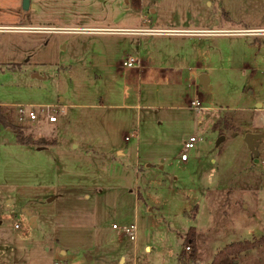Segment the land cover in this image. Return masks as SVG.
Segmentation results:
<instances>
[{
    "label": "rangeland",
    "instance_id": "1",
    "mask_svg": "<svg viewBox=\"0 0 264 264\" xmlns=\"http://www.w3.org/2000/svg\"><path fill=\"white\" fill-rule=\"evenodd\" d=\"M125 1L31 0L24 9L0 0V111L10 126L0 124V264H183L195 227V264H211L228 244L264 236V137L258 161L245 141L264 136V0ZM41 26L64 30L27 29ZM139 26L169 34L85 31ZM132 51L206 73L209 86L187 76L144 84L141 105L121 108L136 103L123 98L118 69ZM21 104L58 116L32 128L50 140L45 149L11 128ZM192 135L200 140L183 161ZM235 201L244 207L226 230L222 209ZM132 223L136 240L121 228ZM241 262L264 264V250Z\"/></svg>",
    "mask_w": 264,
    "mask_h": 264
},
{
    "label": "crops",
    "instance_id": "2",
    "mask_svg": "<svg viewBox=\"0 0 264 264\" xmlns=\"http://www.w3.org/2000/svg\"><path fill=\"white\" fill-rule=\"evenodd\" d=\"M217 1H226L227 0H217ZM125 5L124 7H129L131 5V1L130 0H126L125 1ZM228 3V1H227ZM35 6V5H34ZM228 9L231 8V6L227 5ZM155 12V11H154ZM43 27V26H41ZM29 30H64V29H55V28H47V27H43V29H37V28H27ZM67 29V28H65ZM164 28H152V27H107L106 29H87L85 31H93V32H102V33H114V32H125V33H137L136 36L139 37H148L149 35H152L151 37L153 38V36H158V34H169L164 32V30H162ZM167 29V28H166ZM171 29V28H170ZM176 29H181L183 32H173L176 33L178 35H199V34H212L215 33V31H209V30H192V29H198V28H176ZM256 29H264V27H258ZM83 30V29H82ZM211 30V29H210ZM189 31V32H188ZM197 31V32H196ZM134 54H130L132 55L131 57H133L135 59V65L132 67H127L123 64V61L126 59L124 58V60L120 63V67H118V70L120 73H123L125 75L126 78V84H125V89L122 93V96L125 100H127L128 98H135L136 99V103H132V104H121L120 106H122L121 108H125V109H136V107L141 105V98H140V94L138 89L144 85H153V84H160V83H167L169 82L173 77H179L182 79L185 78L184 76H187L188 79H191L192 82H196L199 81L200 79L199 77L204 74V73H197L196 70L194 68H190V67H184V66H165L163 64H161L156 58H155V54L152 53V56H147V59H143L142 56L139 54L140 52L137 51L134 52L132 51ZM136 53V54H135ZM128 58V57H127ZM208 76V75H207ZM209 79V76H208ZM210 82V80H209ZM209 82H208V86H209ZM202 85V84H201ZM135 90V94L134 97L132 96L133 93L132 91ZM109 96H113V93L111 91H109ZM195 99H199V97H196ZM194 100V99H193ZM191 101V100H190ZM201 101V100H200ZM191 104V102H189ZM2 106V105H0ZM2 108H7L2 106ZM58 117V116H57ZM40 121L42 122H49L47 119H41ZM58 122V120L56 121ZM56 122H50V123H56ZM122 123L120 120L118 121V125L122 126ZM133 135H136V133ZM127 135H125V139L127 140L128 138H126ZM264 137V136H263ZM44 138V137H43ZM122 138V136H121ZM46 139V138H45ZM29 145V144H28ZM33 145V144H32ZM37 145L38 150H42L45 149V147L47 145H39V144H34ZM31 146V145H29ZM119 153H122L121 150H119ZM189 157L187 160H183V161H188ZM227 206V209L225 208ZM225 207L222 209V211L224 212V218H222L223 220L220 222L222 226H224V229H228L230 227V224L232 223V218L233 215L235 214V212L239 211L240 209H242L244 207V205L242 207H239V205L237 204V201H235V204H229L226 205ZM247 206L245 205V208ZM115 224V223H114ZM217 224V223H216ZM218 224L215 226V228H212L209 232L211 231H216L217 230ZM195 231H196V244H197V248H198V252L200 255V246L197 242V236H198V231H201L196 227H195ZM189 233V232H188ZM202 235V233H201ZM239 241H243V240H239ZM238 242V241H235ZM147 250H150L151 247L149 245L146 246ZM264 250V244H261L251 250H248L246 252L249 251H255V250ZM221 250V249H220ZM219 251V250H218ZM217 251V252H218ZM217 252L215 253V255L217 254ZM246 252H243L241 254V258H240V264H242V259L243 257L246 255ZM214 255V256H215ZM125 260H123L124 262ZM179 262H181L180 258H179Z\"/></svg>",
    "mask_w": 264,
    "mask_h": 264
},
{
    "label": "trees",
    "instance_id": "3",
    "mask_svg": "<svg viewBox=\"0 0 264 264\" xmlns=\"http://www.w3.org/2000/svg\"><path fill=\"white\" fill-rule=\"evenodd\" d=\"M5 124L6 126L10 127L6 121V118L2 116L0 111V124ZM28 124V123H27ZM34 125H26V124H18L11 127L20 143L23 144H39V145H47L50 140L45 139L43 137L40 139H36L34 137V133L32 128ZM55 140H52V143ZM264 243V236L255 239L253 241L250 240H243L238 242H233L222 248L217 252L214 256L211 264H240V256L243 252L251 250L258 245ZM186 246H190V252L185 249L181 252L179 258L183 264H195L199 260V252L196 244V231L195 228H191L188 235L187 240L185 243Z\"/></svg>",
    "mask_w": 264,
    "mask_h": 264
},
{
    "label": "built area",
    "instance_id": "4",
    "mask_svg": "<svg viewBox=\"0 0 264 264\" xmlns=\"http://www.w3.org/2000/svg\"><path fill=\"white\" fill-rule=\"evenodd\" d=\"M8 27L0 25V31L5 30ZM123 64L127 67H132L135 65V59L133 57H128L123 61ZM202 103L199 99H194L191 101V106H193L195 109H199L201 107ZM50 107L47 106L45 108L44 105H18L17 107V118L19 124H31L35 125L37 121H40L41 119H47L49 122H56L58 120V117L55 113H52L49 109ZM128 138V136H127ZM199 137L196 135H192L187 139L184 143V150L181 155L182 160L188 159V152L193 149L196 145V143L199 141ZM114 229H119L118 224H113ZM122 231L126 236H128L131 240L137 239V225L135 223H132L128 226H122ZM186 250H190V246H186Z\"/></svg>",
    "mask_w": 264,
    "mask_h": 264
},
{
    "label": "water",
    "instance_id": "5",
    "mask_svg": "<svg viewBox=\"0 0 264 264\" xmlns=\"http://www.w3.org/2000/svg\"><path fill=\"white\" fill-rule=\"evenodd\" d=\"M30 5H31V0H23L24 9H28ZM199 79L203 86L208 87L209 79L206 73L202 74L199 77ZM262 139H263L262 133L247 132L245 135V141L247 142L249 149L252 155L255 157L256 161H258V155H259L258 146L260 145ZM43 140H45V138H43Z\"/></svg>",
    "mask_w": 264,
    "mask_h": 264
}]
</instances>
